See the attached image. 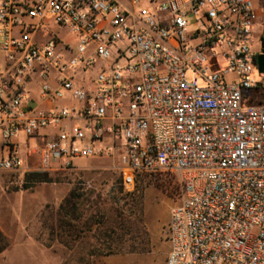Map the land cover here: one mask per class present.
<instances>
[{"label": "built area", "instance_id": "built-area-1", "mask_svg": "<svg viewBox=\"0 0 264 264\" xmlns=\"http://www.w3.org/2000/svg\"><path fill=\"white\" fill-rule=\"evenodd\" d=\"M263 2L0 0V170L52 129L42 171L109 156L126 188L180 178L165 264H264Z\"/></svg>", "mask_w": 264, "mask_h": 264}, {"label": "rangeland", "instance_id": "rangeland-1", "mask_svg": "<svg viewBox=\"0 0 264 264\" xmlns=\"http://www.w3.org/2000/svg\"><path fill=\"white\" fill-rule=\"evenodd\" d=\"M127 5L132 6L130 0ZM261 33L263 24L253 38L257 51L262 46ZM188 76L193 79L194 73ZM16 141L23 153L27 145L38 147L44 139L20 133ZM39 164L29 161L26 172L0 170V217L14 231L7 236V260L15 264H136L154 257L153 264H161L166 259L171 210L182 192L178 176L163 173L154 182L139 175L135 186L126 188L118 160L102 156L51 170L49 180H29L28 173L42 171ZM71 191L78 195L77 210L66 214L61 205Z\"/></svg>", "mask_w": 264, "mask_h": 264}, {"label": "crops", "instance_id": "crops-1", "mask_svg": "<svg viewBox=\"0 0 264 264\" xmlns=\"http://www.w3.org/2000/svg\"><path fill=\"white\" fill-rule=\"evenodd\" d=\"M125 6H129L127 5L128 0H120ZM130 3L132 5V0H130ZM37 83L33 82L32 83V94L35 98H38V87H37ZM54 131L52 129H46L44 131H42V133L40 135H37L38 137H42L44 139V142L35 148H31L30 146H26L24 149V152H20V155L23 156V158L27 161V163H29V161L31 162H37L40 161V148L44 145L46 139L52 135ZM7 151L6 149H2L1 148V144H0V154L2 155H6ZM81 159H87V158H81ZM79 160V159H77ZM75 160V162L77 161ZM7 206V205H5ZM12 228L10 227V224L7 222V219L1 218L0 217V242H4L3 245L0 246V264H15L14 261H10L7 260V254H10V251L7 250V236H10L12 234ZM170 248V247H169ZM167 257V256H166ZM155 258L154 257H146L144 259H142L141 261L137 262L136 264H153L155 262ZM165 260H163V262L161 264H165Z\"/></svg>", "mask_w": 264, "mask_h": 264}, {"label": "trees", "instance_id": "trees-1", "mask_svg": "<svg viewBox=\"0 0 264 264\" xmlns=\"http://www.w3.org/2000/svg\"><path fill=\"white\" fill-rule=\"evenodd\" d=\"M263 6H264V2H263ZM261 52H264V43L261 46ZM259 90L264 91V82L262 83L261 88ZM262 100H263L262 102H264V98ZM48 174H49L48 171H32L28 173L27 178L32 181L49 180ZM148 177L151 180H154V182H158V180L160 179V175H153ZM77 197L78 195L76 194V192L71 191L70 194L64 200L63 204L61 205V210H63L64 213L66 214L68 213V211H70V213H75V211L77 210V206H76Z\"/></svg>", "mask_w": 264, "mask_h": 264}, {"label": "water", "instance_id": "water-1", "mask_svg": "<svg viewBox=\"0 0 264 264\" xmlns=\"http://www.w3.org/2000/svg\"><path fill=\"white\" fill-rule=\"evenodd\" d=\"M256 61L258 64V70L260 73H264V52H259L256 55Z\"/></svg>", "mask_w": 264, "mask_h": 264}]
</instances>
